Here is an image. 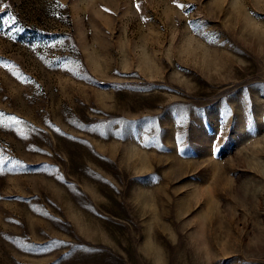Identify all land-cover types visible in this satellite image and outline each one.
<instances>
[{
  "label": "rangeland",
  "instance_id": "rangeland-1",
  "mask_svg": "<svg viewBox=\"0 0 264 264\" xmlns=\"http://www.w3.org/2000/svg\"><path fill=\"white\" fill-rule=\"evenodd\" d=\"M0 264H264V0H0Z\"/></svg>",
  "mask_w": 264,
  "mask_h": 264
}]
</instances>
